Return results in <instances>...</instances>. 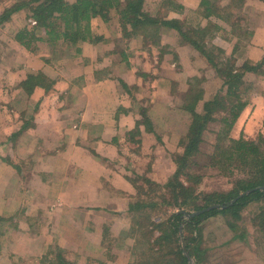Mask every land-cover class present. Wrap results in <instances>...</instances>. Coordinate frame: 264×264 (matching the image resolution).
I'll use <instances>...</instances> for the list:
<instances>
[{
  "label": "crops",
  "instance_id": "1",
  "mask_svg": "<svg viewBox=\"0 0 264 264\" xmlns=\"http://www.w3.org/2000/svg\"><path fill=\"white\" fill-rule=\"evenodd\" d=\"M19 1L0 0V16ZM163 1L145 0V11L156 16ZM176 1L183 11L163 19L194 27L210 23L219 29L211 45L233 53L239 45L235 26L199 16L203 0ZM256 13L251 38L264 29V16ZM32 22L23 9L0 24V264H43L57 247L78 264H130L136 241L126 233L129 205L145 179L163 187L175 173L169 144L183 149L167 127L178 112L188 119L185 134L190 123L177 97L185 98L195 77L208 81L207 70L215 82V70L174 29H163L158 46L123 35L115 9L109 23L95 20L101 42H79L67 55L53 54L44 42L30 50L21 44L16 35L36 30ZM226 41L233 43L231 53ZM38 73L55 82L52 91L22 88L28 75ZM142 113L153 130L140 125ZM137 126L140 134L133 138ZM259 134L264 135V93L252 96L231 131L233 139L255 140Z\"/></svg>",
  "mask_w": 264,
  "mask_h": 264
},
{
  "label": "trees",
  "instance_id": "2",
  "mask_svg": "<svg viewBox=\"0 0 264 264\" xmlns=\"http://www.w3.org/2000/svg\"><path fill=\"white\" fill-rule=\"evenodd\" d=\"M176 0H164L157 15L154 16L145 11V0H22L7 9L0 16V24L10 20L11 16L26 9L29 18L35 22L31 23L36 30H22L17 33V40L27 49H32L35 42L47 43L50 47L63 50L65 55L69 49L79 42L96 41L103 39L97 36L93 30L96 19L105 23L111 20V10L115 9L120 14L121 27L133 40H140L143 45H159L164 28L178 31L183 43L191 45L198 51L215 70L216 82L219 84L218 92L211 99H206V92L202 87L205 78L195 77L189 83L190 89L185 95L182 109L190 115V123L186 135L181 139L179 147L182 153L174 158L176 165L175 173L169 178L163 187H151L154 192L157 189L164 191L160 195L162 205L171 208L173 214L166 215L160 223L151 222L150 215H138L147 209H157L158 203L135 201L129 205V214H132V226L128 236L135 239L134 253L139 251L141 260L137 264H189L184 255L180 229L183 226V239L186 248L196 262H205V252L201 249L200 234L202 226L210 218L217 216H232L236 221L242 219V213L251 206H256L257 211L253 217L254 227L260 236L257 245L264 254V135L259 134L255 140H248L241 136L239 139L231 137V131L240 115L249 105L252 96L255 95L252 83L246 82V74L263 76L264 79V57L255 64L245 63L237 67L235 54L239 51L245 38L250 39L252 33L249 31L248 16L246 15V0H227L222 4L221 0H203L199 9V16L209 20L211 17L223 20L229 25L236 27L234 31L239 41L232 55L214 45L211 40L219 31L210 23L204 27L187 25L179 20L163 19L172 11H183V7ZM247 23V24H246ZM128 28L131 29L127 33ZM40 35V36H38ZM50 61V60H49ZM122 87L129 91V87L120 81ZM55 82L42 73L28 75L21 82L22 88L32 93L36 88H43L46 92L53 90ZM203 103L202 110L199 105ZM143 114V123L147 131L152 124L147 116ZM218 123L219 130L216 131L213 152L209 156V167L217 169L223 176H233L235 171L240 173L238 179L233 183V188L228 191L203 193L197 192L198 185L203 176L194 174L198 166L197 158L202 153L205 143V134L210 125ZM140 126L131 132L134 138L139 135ZM209 132V131H208ZM147 185H154L151 180L145 179ZM147 189L140 188L139 194L145 193ZM250 191L248 194L240 195ZM147 193V194H148ZM236 202L226 209H212L205 213L187 219L181 211L198 212L211 206ZM167 214V213H166ZM146 227L149 231H142ZM231 229L236 226L230 224ZM159 232V236L156 234ZM138 234L144 238L142 241ZM239 237V236H237ZM243 237V236H242ZM146 250V251H145ZM43 264H78L67 260L66 251L62 248H53L42 259ZM135 264V263H130Z\"/></svg>",
  "mask_w": 264,
  "mask_h": 264
},
{
  "label": "rangeland",
  "instance_id": "3",
  "mask_svg": "<svg viewBox=\"0 0 264 264\" xmlns=\"http://www.w3.org/2000/svg\"><path fill=\"white\" fill-rule=\"evenodd\" d=\"M149 2L151 0H148ZM223 4H226V0H221ZM260 12L262 16H264V0H249L248 6L246 7L247 16L249 21L247 22L249 26L250 24H254L258 19V17H255L254 14H257L256 12ZM261 15H259L261 17ZM253 18V21L250 20ZM193 23H196V21H193ZM246 23V24H247ZM222 34L230 39V35L228 32H222ZM264 29L262 31H256L255 37H252L251 39L245 38L243 41V44L241 46V49H239V58L235 57L237 61V67L243 66L245 63H251L255 64L259 61H261L264 57ZM221 44H223L222 41H220ZM224 47L231 53L233 48V43H229L226 41V44H224ZM57 51H60L61 49L56 48ZM53 50V51H51ZM53 54L55 53V48L51 47L49 49ZM70 53V51H68ZM52 54V55H53ZM59 54V52H58ZM51 55V56H52ZM232 55V54H231ZM247 60V61H246ZM207 75L208 81H205L203 84V88L206 92L207 97H212L214 94L218 92L219 84L214 82L212 79L213 72L207 70L205 73ZM249 74V73H247ZM246 74V75H247ZM250 78L247 79L246 82L252 83L254 87V93H264L261 91H264V79L263 76H256V75H248ZM179 100L178 103H181L184 100L183 96L177 97ZM185 114H182L178 112L175 117L172 118V123L167 127L168 130H171L170 135L173 136L176 134L178 139H181L186 135L185 134V125L188 124V119L184 118ZM168 122V120H167ZM167 124V123H166ZM220 125L217 123L214 126H212V131L209 132L207 135V139L205 143L202 146V153L197 158L198 166L194 169V174L202 175L203 180L197 187V192H203V193H214V192H222V191H228L233 188V183L236 179H238L240 176V173L235 171L233 173V176H223L221 172L217 169H213L209 167L210 159L209 156L213 152L214 142L216 138V133L214 134L213 131L219 129ZM251 134V133H250ZM177 142L174 144H169L170 151L167 150L169 153L170 158H174L177 154H180L182 152L179 148L176 150ZM174 161V159H173ZM154 185H144L142 184V187H144L146 190L145 193L138 194L137 200L139 201H146V202H154L158 203L159 207L157 209H147L144 210L141 213H136V216L140 215H150L151 216V222L160 223L161 219H166V215L173 214L174 211L177 210L171 209L167 206L162 205V200L160 199V195L164 193V191H161L157 189L154 192L148 193V191H151V187H159L155 182L152 181ZM148 193V194H147ZM205 210V209H204ZM257 211L256 206H251L249 209H246L242 213V219L240 221H236L232 216H217L210 218L206 223L202 226V231L200 234V241H201V249L205 252L204 259L205 262H202V264H264V254L257 245V238L260 236V234L257 233L254 224H253V217ZM187 212V211H185ZM167 213V214H166ZM189 213V212H187ZM194 213V212H191ZM132 214H129V229L126 233H128L132 226H135L132 223ZM234 224L236 226V229H231L230 224ZM150 228L146 227L142 231H149ZM156 237L159 236V232L155 233ZM239 236V237H237ZM243 236V237H242ZM138 238L144 241L142 236L138 234ZM113 244L115 245L116 240H112ZM124 240H122L123 242ZM120 245V242L117 243V246ZM116 250H121L117 249ZM134 250V249H133ZM132 251V250H131ZM135 251V250H134ZM132 254V263L137 264L141 260V256L138 255L140 252L137 251ZM146 251V250H145ZM117 253V252H115ZM119 253V252H118ZM121 253V252H120ZM193 263L196 262L192 258ZM140 263V262H139ZM83 264H98L93 262L83 263Z\"/></svg>",
  "mask_w": 264,
  "mask_h": 264
},
{
  "label": "water",
  "instance_id": "4",
  "mask_svg": "<svg viewBox=\"0 0 264 264\" xmlns=\"http://www.w3.org/2000/svg\"><path fill=\"white\" fill-rule=\"evenodd\" d=\"M261 189H264V188H261ZM250 191L246 192V193H243L240 195L239 198H241L242 196L248 194ZM237 199L227 203L226 205H221V204H217V205H214V206H211L205 210H202V211H198V212H194V213H187L185 211H181L180 213H183L184 216L187 218V219H191V218H194L195 216H199L200 214L202 213H205L209 210H212V209H226L228 207H231L235 202H236ZM180 236H181V244H182V249H183V252H184V255L188 258L189 260V264H194L193 261H192V258L186 248V245H185V242H184V239H183V226L181 227L180 229Z\"/></svg>",
  "mask_w": 264,
  "mask_h": 264
},
{
  "label": "built area",
  "instance_id": "5",
  "mask_svg": "<svg viewBox=\"0 0 264 264\" xmlns=\"http://www.w3.org/2000/svg\"><path fill=\"white\" fill-rule=\"evenodd\" d=\"M33 25H35V22H33Z\"/></svg>",
  "mask_w": 264,
  "mask_h": 264
}]
</instances>
